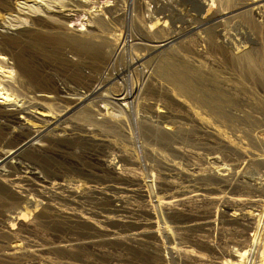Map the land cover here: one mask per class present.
I'll return each mask as SVG.
<instances>
[{"label": "rangeland", "instance_id": "1", "mask_svg": "<svg viewBox=\"0 0 264 264\" xmlns=\"http://www.w3.org/2000/svg\"><path fill=\"white\" fill-rule=\"evenodd\" d=\"M70 1L13 0L34 24L0 9L37 28L0 36V264H264V12Z\"/></svg>", "mask_w": 264, "mask_h": 264}, {"label": "bare ground", "instance_id": "2", "mask_svg": "<svg viewBox=\"0 0 264 264\" xmlns=\"http://www.w3.org/2000/svg\"><path fill=\"white\" fill-rule=\"evenodd\" d=\"M68 1V0H67ZM72 1V3H83V1L82 0H71ZM70 1V2H71ZM190 1H192L193 3H198L199 1L198 0H190ZM66 1H64V3H65ZM59 3V2H58ZM66 3H68V2H66ZM206 3H208V2H206V0L204 1V0H202V2H201V4H202V6L204 7L205 6V4ZM38 3H34L33 4V7L31 8H28L29 10H31V12H28V11H26V9L23 7V8H20V7H17L16 5H15V3H13V0H0V9H2L3 11H8V13L10 14V15H12V13L14 12V11H16V15L17 16H19V15H24L25 17H27V19L29 18L30 20H31V22H32V24H34V20H35V17H34V14H33V12L35 13V11L37 12L38 11V13H40V12H42V9L40 10V5H37ZM209 4V3H208ZM34 5H36V6H34ZM66 5V4H65ZM240 9H242V10H244V11H246V13L247 12H249L253 17H262L263 15V12H264V0H245L244 2H242V3H238V5L237 6H235V7H233L232 9H230V10H228L227 11V15L229 14L230 16L234 13V12H236V11H238V10H240ZM64 9H60V10H56V9H54V11L55 12H59V16L61 17V18H64V17H66V16H68V14H63L61 11H63ZM40 11V12H39ZM45 13H47L48 15L49 14H51V13H53L54 11H52L51 9H44L43 10ZM37 13V14H38ZM36 14V13H35ZM53 14H55V13H53ZM249 15V14H248ZM221 15L219 14V16H218V18H217V20L218 21H221L220 19H221ZM17 18V17H16ZM28 21V20H27ZM58 21V20H57ZM56 21V22H57ZM24 23L26 22V21H23ZM22 22V23H23ZM55 22V23H56ZM26 24V23H25ZM25 24H23L22 26H16V27H10V26H7V25H5L4 23H0V25H1V27H3V28H1L0 27V36L1 37H9V38H14V39H16V40H18L17 38H19L20 40H23V38H31L32 36H31V34L30 33H32V32H36L37 31V28H34V27H26L25 26ZM31 24V25H32ZM57 25H59V28H63V26L61 25V24H57ZM34 26V25H33ZM51 27V26H50ZM54 27H56L55 25H54ZM216 28V27H215ZM263 28V27H262ZM216 30V29H215ZM59 31H60V29H59ZM264 31V30H263ZM32 34H36V33H32ZM61 34H63V33H61ZM217 34V33H216ZM21 35H22V37H21ZM118 35V34H117ZM66 37H68V36H66ZM77 37V36H76ZM218 37V36H217ZM70 38V37H69ZM74 38V37H73ZM72 38V39H73ZM78 38V37H77ZM172 38L174 39L175 37L174 36H172ZM62 39V38H61ZM65 39V38H64ZM76 39V38H75ZM25 40V39H24ZM27 40V39H26ZM31 40V39H30ZM78 40H80L79 38H78ZM77 40V41H78ZM105 39H103V41H104ZM170 40H172V39H170ZM169 40V38H167V39H165V40H163V41H161V43L162 44H154L155 46H164L166 43H168V41H170ZM215 40V39H214ZM28 41V40H27ZM26 41V42H27ZM40 41V40H39ZM63 41V40H62ZM69 41V40H68ZM124 41H125V39H124ZM38 42V41H37ZM83 42H85L84 40H83ZM0 43H1V41H0ZM25 43V42H24ZM93 43V42H92ZM99 43V42H98ZM87 44V43H86ZM86 44H82V46H85ZM102 44H103V42H102ZM105 44V43H104ZM126 44V43H125ZM24 45V44H23ZM90 45V44H89ZM88 45V46H89ZM97 45V44H96ZM121 45V44H120ZM123 45V44H122ZM91 46V45H90ZM103 46V45H102ZM117 47V46H116ZM151 47H152V45H151ZM115 48V47H114ZM99 49H101V48H99ZM98 49V50H99ZM116 49V48H115ZM152 49H153V47H152ZM7 51H9V48H8V45L6 44V43H1L0 44V53H6ZM101 51V50H100ZM102 53H100V52H98V53H100V58H101V56H103L104 55V50L102 49V51H101ZM95 53H97V51L95 52ZM113 53H116V51H114ZM95 55V54H94ZM97 55V54H96ZM98 57V56H97ZM250 57V56H249ZM252 57V59H254V57L253 56H251ZM0 58H4V59H7V57L5 56V55H3L2 57H0ZM99 58V59H100ZM102 59V58H101ZM251 59V58H250ZM249 59V60H250ZM256 60V59H255ZM251 61V60H250ZM254 61V60H253ZM98 62V61H97ZM4 63L5 62H3L1 59H0V66H4ZM163 63V62H162ZM256 64V63H255ZM165 65V64H164ZM160 66V65H159ZM177 66V65H176ZM162 67H164V66H162ZM161 67V68H162ZM175 67V66H174ZM186 67V66H185ZM264 67V66H263ZM169 68V67H168ZM176 68H178V67H176ZM170 69V68H169ZM171 72H172V70H170ZM169 71V72H170ZM178 71V70H177ZM168 74H170V73H168ZM172 74H173V72H172ZM179 74V73H178ZM184 74V73H183ZM187 74V73H186ZM173 76H176V73L175 74H173ZM19 78V77H18ZM178 78H180V77H178ZM187 81V80H186ZM188 82V81H187ZM7 85H9V87H10V83H7ZM187 85V84H186ZM131 91V92H130ZM134 95V91H133V88L132 87H130V88H128L127 89V91L123 94V96L121 95V97H116L115 99H118V100H120V99H127V98H131L132 96ZM15 97H13V92H11L10 90H9V88H7L5 85H1L0 84V103H10L13 99H14ZM27 108V107H26ZM6 111V107H4V106H0V112H5ZM31 112L32 111H27L26 113H28V114H31ZM45 113V112H44ZM44 113H41V115H50L49 113L48 114H44ZM66 113H68V112H66ZM65 113V114H66ZM42 120V119H41ZM36 142H32V143H30V141H26L24 144H23V146L21 145V146H18V147H16L15 149H12V150H10L9 151V153L3 158V159H5V158H8V156L9 155H12V157L14 156V155H18L19 153H23L22 151L26 148V146H24V145H33V144H35ZM174 201H176V202H184L185 200L184 199H181V198H176ZM259 240H261V237L259 236V237H255V239H254V243L256 244V246L257 247H259V244H258V241ZM206 243V244H205ZM203 244V243H202ZM204 244L206 245V247H207V250L208 249H214L211 245H212V243L210 244V242H204ZM214 245V244H213ZM148 247V246H147ZM134 248V247H133ZM135 248H136V250H137V252L138 251H141V247H140V245H136L135 246ZM134 248V249H135ZM147 250H150V247H148V249ZM214 252V251H213ZM239 253V256H240V258L238 259H228V264H243L242 263V258H243V260L246 258V257H248L249 255L250 256H253V253H254V250H252V249H247V250H242V251H240V252H238ZM175 255L176 254H173L171 257H175ZM188 261H184V264H189V263H187ZM166 264V263H165ZM194 264V263H193ZM196 264V263H195ZM198 264H208V261L207 260H202L201 262H199Z\"/></svg>", "mask_w": 264, "mask_h": 264}, {"label": "built area", "instance_id": "3", "mask_svg": "<svg viewBox=\"0 0 264 264\" xmlns=\"http://www.w3.org/2000/svg\"><path fill=\"white\" fill-rule=\"evenodd\" d=\"M246 264H258L257 261H256V257L254 259V257L252 258L251 262L247 259L246 260Z\"/></svg>", "mask_w": 264, "mask_h": 264}]
</instances>
